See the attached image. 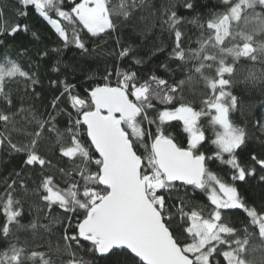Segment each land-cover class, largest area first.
Instances as JSON below:
<instances>
[{"label": "snow or ice", "instance_id": "6c2138e0", "mask_svg": "<svg viewBox=\"0 0 264 264\" xmlns=\"http://www.w3.org/2000/svg\"><path fill=\"white\" fill-rule=\"evenodd\" d=\"M221 2L223 10L207 19L193 15L185 20L175 7L163 11L161 27L172 40L169 57L186 69L183 78L171 82L142 71L147 60L128 45L118 59L131 64L89 75L82 91L59 76L50 80L59 89L51 111L15 109L6 83L22 81L25 93L40 98V80L11 57L0 59V149L21 154L25 167L39 169L40 199L49 212L59 208L63 214L57 222L63 226L67 264H88L78 255L81 250L106 264H264V210L250 207L236 185L257 176L264 182V156L250 152V163L241 162L250 134L232 115L238 110L232 87L241 61L264 63V0ZM18 3L16 15L26 17L31 9L54 29L64 48L88 53L86 41L111 36L117 31L114 17L128 21L143 0L140 5L135 0ZM183 8L195 13V0H184ZM185 23L201 30L195 48L185 46ZM28 30L26 24L10 31L0 27V35ZM164 50L163 44L154 45L149 58ZM48 55L39 53L41 59ZM59 63L53 72H61ZM245 80L264 81V72L250 70ZM201 82L196 106L185 92ZM21 115L25 126L18 128ZM61 115L68 117L63 129L58 127ZM254 126L264 132V120ZM13 132L27 139L14 141ZM52 136V156L41 154V141ZM53 157L62 163L54 165ZM52 168L60 173L59 181L46 174ZM15 185L13 179L0 197V238L9 241L0 251V264H55L47 252L19 243L14 230L25 225ZM20 187L27 185L21 181ZM198 194L206 199L203 206L191 203ZM231 210L245 214L239 227L227 219Z\"/></svg>", "mask_w": 264, "mask_h": 264}, {"label": "trees", "instance_id": "16d2710c", "mask_svg": "<svg viewBox=\"0 0 264 264\" xmlns=\"http://www.w3.org/2000/svg\"><path fill=\"white\" fill-rule=\"evenodd\" d=\"M112 3L119 4V0H112ZM135 3L140 5L141 0H135ZM195 3L196 12L190 13L183 8L184 0H143L142 6L133 9V14L128 21L114 17L117 22L116 32L111 36L106 35L104 39L86 41L89 52L82 53L75 46L64 48L54 29L31 9L28 10L29 14L26 17L16 15L14 10L20 7L18 0H0V7L4 8V15L0 17V27L10 31L16 25L26 24L29 29L27 32L19 31L14 36L8 35L7 31L4 35H0V42H2L0 43V59L5 56L11 57L18 61L25 70L36 72L40 80V83L36 85V92L40 93V98L33 96L31 92L25 93V85L22 81L6 83V90L14 101L15 109L31 107L33 111L44 112L45 108L51 111V101L56 95H59V89L53 88L50 80H55L59 76V79L76 83L82 91L89 75L93 73L99 75L105 68L112 69L113 66H129L131 61L118 59L121 47L128 45L136 47L139 54L147 60L142 71L150 70L170 82L183 78L186 69L182 70L179 62L171 60L169 57L172 40L168 32L161 27L162 13L166 8L175 7L185 17V20H188L193 15L207 19L214 13L223 10L221 0H195ZM183 31L186 34L185 46L197 47L195 41L201 30L193 24L185 23ZM33 32L39 39L32 35ZM158 44H163L165 50L149 58L150 49ZM226 44L230 46L228 41ZM53 48H60V52H52ZM45 51L49 55L41 59L39 53ZM57 61L60 62V73L52 71V67L56 65ZM250 70L259 75L264 72V63L242 60L232 87L233 94L238 98V110L232 114L234 121L245 126L250 134L248 150L240 157L244 164L250 163V152L264 156V132L254 126L257 119L264 120V81L257 80L254 84L246 81L245 77ZM202 87L201 82L185 92L188 99L195 100L196 106H199V90ZM61 106L66 107L67 105L62 103ZM73 118H75L74 113ZM16 119L20 122L17 127L23 128L25 126L24 116H17ZM58 120V127L63 129L68 122V117L61 115ZM0 131H3L2 126H0ZM12 138L14 141L27 139L22 132H13ZM54 139L55 137L52 136L51 139L41 141L38 146L41 154L52 156ZM23 159L21 154L0 149V197L5 194L7 185L15 179L14 195L21 200L23 205V215L20 221L25 227L14 230L15 235L18 237L19 243L24 244L29 250L47 252L55 264H67L70 257L63 248L64 242L61 238L63 226L57 222L63 218L62 211L59 208H53L49 212L44 206L37 191L40 183L39 169L25 167ZM61 163L62 161L53 157L54 165L59 166ZM18 172L21 173L20 177L16 176ZM46 174L54 175L58 181L61 179L60 173L55 168L46 170ZM21 181L27 185L26 189L20 187ZM236 185L242 198L250 207L254 206L257 210H264V182H261L258 176L249 177L246 182L237 181ZM191 203L203 206L206 199L203 194H198ZM227 219L232 225L239 227L245 220V214L242 210H231V215ZM2 223L3 217L0 216V224ZM32 224H35V228L31 227ZM12 242H16V240ZM8 243L9 241L0 238V251L5 249ZM78 255L82 256L88 264H106L105 261L95 259L84 250H81Z\"/></svg>", "mask_w": 264, "mask_h": 264}]
</instances>
